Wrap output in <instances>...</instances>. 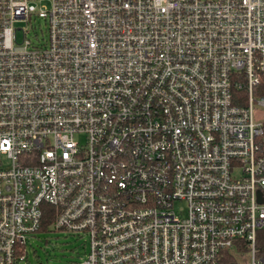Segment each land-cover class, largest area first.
Segmentation results:
<instances>
[{
  "label": "built area",
  "instance_id": "2783aa9c",
  "mask_svg": "<svg viewBox=\"0 0 264 264\" xmlns=\"http://www.w3.org/2000/svg\"><path fill=\"white\" fill-rule=\"evenodd\" d=\"M261 85L264 0H0V264H264Z\"/></svg>",
  "mask_w": 264,
  "mask_h": 264
},
{
  "label": "rangeland",
  "instance_id": "374dc122",
  "mask_svg": "<svg viewBox=\"0 0 264 264\" xmlns=\"http://www.w3.org/2000/svg\"><path fill=\"white\" fill-rule=\"evenodd\" d=\"M38 24L43 26L42 19L36 20L34 25L37 28L35 29L29 23L20 25L27 26V37L34 41V32L41 37ZM17 35L19 39L22 38L20 31ZM263 114L264 109H261L259 115ZM25 248L27 259L20 264H78L88 252V242L84 236L77 233L50 228L48 231H39L28 235Z\"/></svg>",
  "mask_w": 264,
  "mask_h": 264
},
{
  "label": "trees",
  "instance_id": "16d2710c",
  "mask_svg": "<svg viewBox=\"0 0 264 264\" xmlns=\"http://www.w3.org/2000/svg\"><path fill=\"white\" fill-rule=\"evenodd\" d=\"M256 91L258 94L264 95V85L259 86ZM43 208H44V213L41 218L40 226L36 232L48 231L51 228V225L54 221L55 208L48 204H43ZM257 236H258L257 246L260 251V254L263 256L264 259V229L260 230Z\"/></svg>",
  "mask_w": 264,
  "mask_h": 264
}]
</instances>
